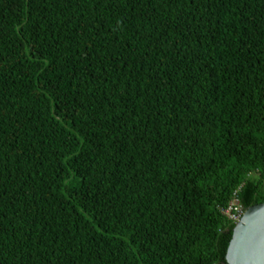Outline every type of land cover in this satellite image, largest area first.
<instances>
[{
  "label": "trees",
  "instance_id": "obj_1",
  "mask_svg": "<svg viewBox=\"0 0 264 264\" xmlns=\"http://www.w3.org/2000/svg\"><path fill=\"white\" fill-rule=\"evenodd\" d=\"M264 201V0H0V264H227Z\"/></svg>",
  "mask_w": 264,
  "mask_h": 264
},
{
  "label": "water",
  "instance_id": "obj_2",
  "mask_svg": "<svg viewBox=\"0 0 264 264\" xmlns=\"http://www.w3.org/2000/svg\"><path fill=\"white\" fill-rule=\"evenodd\" d=\"M225 259L227 264H264V201L247 208L235 224Z\"/></svg>",
  "mask_w": 264,
  "mask_h": 264
},
{
  "label": "built area",
  "instance_id": "obj_3",
  "mask_svg": "<svg viewBox=\"0 0 264 264\" xmlns=\"http://www.w3.org/2000/svg\"><path fill=\"white\" fill-rule=\"evenodd\" d=\"M246 208L239 202L236 194L226 208L220 209V212L228 218L234 225L237 224L246 212Z\"/></svg>",
  "mask_w": 264,
  "mask_h": 264
}]
</instances>
